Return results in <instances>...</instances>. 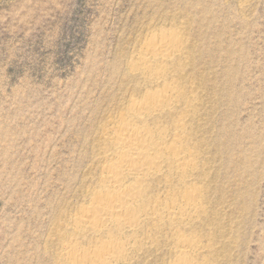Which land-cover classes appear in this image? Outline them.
Returning <instances> with one entry per match:
<instances>
[{
    "label": "rangeland",
    "instance_id": "374dc122",
    "mask_svg": "<svg viewBox=\"0 0 264 264\" xmlns=\"http://www.w3.org/2000/svg\"><path fill=\"white\" fill-rule=\"evenodd\" d=\"M171 34L180 101L149 125L181 123L194 165L141 189L152 210L195 188L198 211L132 235L76 230L113 123L164 87L132 61ZM110 237L127 246L114 264H173L183 238L192 264H264V0H0V264H67L69 246Z\"/></svg>",
    "mask_w": 264,
    "mask_h": 264
},
{
    "label": "bare ground",
    "instance_id": "6f19581e",
    "mask_svg": "<svg viewBox=\"0 0 264 264\" xmlns=\"http://www.w3.org/2000/svg\"><path fill=\"white\" fill-rule=\"evenodd\" d=\"M176 36L171 34L170 37L148 38L132 61L135 69L150 78L147 79L151 84H161L164 87L148 92L139 100L131 99L122 111L121 118L113 123L111 134L105 138L109 148L102 153L103 156L110 155L111 159L105 164L101 161L104 165L94 188L96 193L93 192L88 205L80 207V214L74 215V221L71 222L74 229L86 230L93 236L110 231L111 228L118 233L129 231L132 235L145 222L147 216L173 220L198 211L199 202L196 200L199 193L195 188L179 196L174 195L173 207H153L152 210L146 208L144 191L141 189L148 179L164 172L162 168L166 164L183 174L194 163L191 154L187 152L183 137L180 136L183 129L181 123L174 124L168 132L149 125L151 121L156 126L158 117L173 112L180 101L179 87L172 75L167 73L168 66L181 52ZM126 179H131L133 183L124 186L123 181ZM118 241L111 240V237L108 241L97 240L98 244L94 248L80 250L67 245L65 263L114 264L113 262L125 258L127 251L126 244ZM197 248L199 247L193 238L181 239L177 245L180 254L179 257L176 256L173 264H192L190 257Z\"/></svg>",
    "mask_w": 264,
    "mask_h": 264
}]
</instances>
